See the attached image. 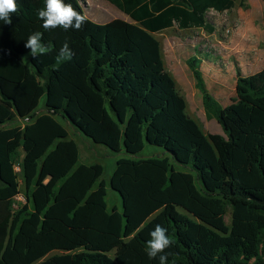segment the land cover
I'll use <instances>...</instances> for the list:
<instances>
[{"label": "trees", "instance_id": "1", "mask_svg": "<svg viewBox=\"0 0 264 264\" xmlns=\"http://www.w3.org/2000/svg\"><path fill=\"white\" fill-rule=\"evenodd\" d=\"M65 2L86 15L81 0ZM110 2L132 22L86 15L80 30H46L37 15L45 0H17L12 23L0 21V264H159L145 252L156 224L175 241L168 264H264V68L239 72L237 96L223 107L200 59L188 61L207 119L223 129L207 133L156 37L173 28L213 34L207 13L230 12L238 0ZM35 32L49 48L37 59L24 47ZM65 42L74 56L58 60ZM58 118L113 152L161 147L188 171L169 157L122 158L110 183L123 211L109 210L107 183L94 188L104 167L79 163Z\"/></svg>", "mask_w": 264, "mask_h": 264}, {"label": "rangeland", "instance_id": "2", "mask_svg": "<svg viewBox=\"0 0 264 264\" xmlns=\"http://www.w3.org/2000/svg\"><path fill=\"white\" fill-rule=\"evenodd\" d=\"M86 15L98 23H107L115 19L132 20L115 7L110 0H81ZM207 20L213 24L216 31L213 34L203 29L179 30L173 28L156 34L163 49L164 60L177 82V86L186 98L188 114L196 119L207 133L223 134V129L217 120H208L203 106V97L196 87L193 72L188 61L196 55L200 59L198 68L202 72L209 92L223 107H228L236 98V85L239 72L249 75L257 70V62L264 59V1L238 0L236 7L219 14L207 13ZM200 48L203 53L197 51ZM212 53L210 58L205 53ZM243 70H245L243 72ZM46 96L41 99L39 110H43ZM69 131L70 138L75 140L80 152V164H100L104 174L95 185V189L104 180L107 183V203L109 210L118 207L123 211L121 196L111 188V177L116 170L118 160L122 158L148 159L152 157H169L177 169L188 171L177 164L172 156L161 147L145 144L141 153L132 156L126 153L113 152L102 144L94 143L74 127L58 118ZM22 150L18 153L21 161ZM22 184V182H21ZM24 186L16 200V207L25 202ZM231 224V211L226 217ZM54 252L51 255L59 254Z\"/></svg>", "mask_w": 264, "mask_h": 264}, {"label": "clouds", "instance_id": "3", "mask_svg": "<svg viewBox=\"0 0 264 264\" xmlns=\"http://www.w3.org/2000/svg\"><path fill=\"white\" fill-rule=\"evenodd\" d=\"M19 11L17 0H0V21L4 24L12 23V15ZM38 18L43 21L42 27L46 30L62 28L80 30L87 22V16L77 11L71 3L65 0H45L44 7L37 12ZM24 47L30 49L33 59L48 54L49 48L42 43V33L35 32L29 35ZM10 55V51L8 53ZM74 56L69 44L65 42L58 51V60H71ZM2 58V57H0ZM150 239L146 242L145 252L149 259H157L159 264H168L170 251L175 241L168 235V229L156 224L149 233Z\"/></svg>", "mask_w": 264, "mask_h": 264}, {"label": "crops", "instance_id": "4", "mask_svg": "<svg viewBox=\"0 0 264 264\" xmlns=\"http://www.w3.org/2000/svg\"><path fill=\"white\" fill-rule=\"evenodd\" d=\"M128 17V16H127ZM196 56V55H195ZM194 57V56H193ZM256 65H258L257 67V70L255 71V72H250V74L249 75H252V74H255V73H257V72H259L260 70H262L263 68H264V59L260 62V63H258L257 62V64ZM169 70V69H168ZM170 71V70H169ZM245 70H243V72H244ZM171 72V71H170ZM249 75H244V76H249ZM23 157H24V154H23V152H22V155H21V159H23Z\"/></svg>", "mask_w": 264, "mask_h": 264}, {"label": "built area", "instance_id": "5", "mask_svg": "<svg viewBox=\"0 0 264 264\" xmlns=\"http://www.w3.org/2000/svg\"><path fill=\"white\" fill-rule=\"evenodd\" d=\"M210 11H212V14H214V15L215 14H219V12L216 11L215 9H211ZM15 170H16L17 173L21 172V164H20V162L15 163Z\"/></svg>", "mask_w": 264, "mask_h": 264}]
</instances>
